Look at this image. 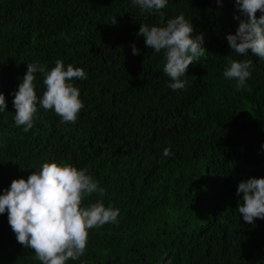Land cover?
<instances>
[{
  "label": "trees",
  "instance_id": "trees-1",
  "mask_svg": "<svg viewBox=\"0 0 264 264\" xmlns=\"http://www.w3.org/2000/svg\"><path fill=\"white\" fill-rule=\"evenodd\" d=\"M180 14L207 50L173 91L164 50L138 32ZM236 16L246 18L236 0H168L156 13L132 0H0V195L45 162H69L106 189L84 206L102 199L119 209L117 223L91 229L84 255L66 264H264V219L247 223L237 210L239 183L264 177V60L229 47ZM58 59L85 70L73 81L84 108L72 123L38 104L24 132L13 101L28 63L51 70ZM243 59L253 61L252 75L237 89L224 71ZM35 75L42 97L44 77ZM0 264H41L7 212Z\"/></svg>",
  "mask_w": 264,
  "mask_h": 264
},
{
  "label": "clouds",
  "instance_id": "clouds-1",
  "mask_svg": "<svg viewBox=\"0 0 264 264\" xmlns=\"http://www.w3.org/2000/svg\"><path fill=\"white\" fill-rule=\"evenodd\" d=\"M168 0H132L141 12L156 13L167 6ZM239 10L246 17L240 20L237 31L226 39L233 52L240 56H258L264 60V0H236ZM261 15L257 16V13ZM117 21L114 19L112 24ZM194 25L184 14L168 19L164 26L142 24L138 35L145 37L146 46L155 53L164 50V72L170 77L168 85L173 91L184 89L189 66L202 58L207 50L204 35H193ZM132 54L140 50L132 45ZM251 59L230 60L224 76L235 78L237 89L243 88L252 75ZM36 73L43 75L46 90L42 97L36 91ZM83 68L56 60L48 70L39 62L28 63L26 74L15 93V123L28 132L34 126L38 104L45 110H54L62 122H76L84 108L80 90L73 83L86 79ZM7 109L4 93L0 92V112ZM164 156L171 155L170 149ZM103 197L106 189L88 173L69 162H45L26 179H14L8 189L0 195V214L8 213V222L17 241L25 248L34 250L35 259L41 264H66L84 255L93 228L106 223H117L119 209L105 206L98 199L88 206L84 200L92 194ZM242 193V203L237 208L247 223L257 218L264 219V177H251L239 183L237 194ZM171 264V260L168 261Z\"/></svg>",
  "mask_w": 264,
  "mask_h": 264
}]
</instances>
